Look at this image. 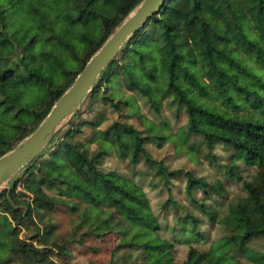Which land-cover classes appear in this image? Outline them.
<instances>
[{
    "label": "trees",
    "instance_id": "1",
    "mask_svg": "<svg viewBox=\"0 0 264 264\" xmlns=\"http://www.w3.org/2000/svg\"><path fill=\"white\" fill-rule=\"evenodd\" d=\"M140 1L0 0V155L15 146L3 127L20 140L33 131ZM249 56L256 57L255 65ZM119 86L141 93L152 111L158 112L164 101L182 108L187 116L182 139L200 136L209 156L215 145L232 152L224 174L242 182L247 195L226 204L221 219L226 232L207 248L200 247L208 236L199 230L197 214L168 195L161 208L171 207L173 223L163 226L137 183L101 168L107 150H112L131 166L143 159L168 192L170 180L182 175L187 190L202 192L203 199L192 198V204L210 222L214 196L222 198L215 183L151 157L145 145L164 144L172 136L167 123L155 126L144 119L133 99L116 92ZM86 101L107 104L119 116L135 115L146 124V133L119 120L95 130L87 143L75 138L82 133L78 129L58 132L50 141L57 139L55 146L38 154L0 192V212L17 224L8 225L6 217L0 222V264H38L46 257L43 247L19 238L18 227L26 218L35 226L32 238L40 245L49 239L56 243L55 225L47 220L64 200L77 204L67 209L76 216L75 230L83 231L78 244L103 234L114 236L112 255L123 253L111 263L241 264L230 254L238 252L253 264H264V253L248 246L264 240V0H166L123 45ZM92 143L105 150L92 154ZM18 182L21 191L16 190ZM26 192L32 194L31 202L21 199ZM165 229L169 236L162 234ZM176 245L188 247L181 262L175 260Z\"/></svg>",
    "mask_w": 264,
    "mask_h": 264
},
{
    "label": "rangeland",
    "instance_id": "2",
    "mask_svg": "<svg viewBox=\"0 0 264 264\" xmlns=\"http://www.w3.org/2000/svg\"><path fill=\"white\" fill-rule=\"evenodd\" d=\"M250 41L259 46L254 36L250 37ZM255 59L256 57L249 56L248 61L250 65H255ZM219 68L224 69L222 65H219ZM214 74L215 72H213V76H211L213 80L216 81V75ZM116 92H118V94L124 92L125 97L127 96L133 99L144 119L154 123L155 126L163 125L164 122L167 123L168 134L172 136L167 138L164 144L160 146L153 143H146L145 145L151 157L164 162L170 169H184L195 177H202L209 183H215L216 189L222 193V198L214 196L217 200V204L210 208V211L214 215L213 221L210 222L207 216L204 213L198 212L192 204V198L195 200L203 199L202 192L197 188L193 191L191 189L187 190L186 178L182 175L170 180V192H168L165 188H161L162 181L153 176L152 170L149 167H145L143 159L142 161L140 160L139 164L136 166H131L127 161L119 160L112 150H107L104 156V164L101 168L103 170L116 171L125 178L137 183L148 195L151 208L158 214L163 226L172 225L173 223L171 207L166 205L161 208L162 202L165 201L168 195H171L174 199L182 203L184 207L197 214L201 220L199 230L204 231L208 236V241L201 243L200 247L207 248L212 241H215L226 232L221 221L226 213V204L232 203L247 195L242 182L236 181L235 178H231L224 174L223 167L229 162L232 152L226 150L221 145H215L213 149L210 150V157L208 153L209 150L202 143V138L200 136L190 135L186 140H183L180 133L182 129H185L187 116L182 108L177 110L175 107L168 106L167 102L164 101L160 105L159 111L155 112L150 109L147 98L142 96L141 93L126 91L123 86H119ZM228 93L230 96L234 95L230 89ZM76 114H78V116L75 122L72 123V118ZM75 115L59 131L57 134L58 136L61 135L67 127L71 130L78 129L82 131V133L76 134L75 138L81 142L87 143L89 137L95 130L106 128L114 120L132 124L136 129L141 131L142 135L146 133V124L139 122L135 115L123 116L122 114V116H119L109 105L101 102L89 104L85 99ZM2 133L7 136H12L11 143L15 145L17 141L20 140L19 134L11 132L8 127L4 126ZM174 137L176 140L175 142ZM56 140L54 139L49 146L44 149V152L54 147L57 143ZM191 146L193 148H191ZM89 147L92 154L100 150H105L103 145L98 143L89 144ZM239 168L242 169V167ZM19 175L20 172L15 174L5 186L10 187L12 181L17 179ZM17 186V191L23 190L20 182H18ZM25 194L26 196L21 199L31 202L32 194L29 192ZM207 202L209 203L210 201L207 200ZM68 205L74 206L77 204L71 200H64L62 204L55 207V212H53L47 220L55 225L54 233L56 235V243H52L51 239H49L46 245H40L38 240L32 238L35 233V226L26 218H24V222L21 223V226H17L19 229V238L33 243L36 247H43L44 250H46V257H43L38 264H123L122 259L116 263L110 262L111 258L114 259L123 253V251H117V256L112 255L115 240L111 233L103 234L101 237H94L92 240L86 239V243L78 244L77 241L83 236V231L80 229L75 230L76 216L68 211ZM3 217H6L7 220L10 221L8 225L16 224V220H13L11 215L0 212V222L4 219ZM35 222L36 225L42 229V223H40L38 219H36ZM162 234L164 236H169L170 232L165 229ZM248 246L255 252L264 253V240L262 238L251 241ZM61 248L66 250V252H63ZM187 250V245H176L175 260L178 262L184 260ZM230 254L241 264L254 263L246 254H240L238 252H230Z\"/></svg>",
    "mask_w": 264,
    "mask_h": 264
},
{
    "label": "water",
    "instance_id": "3",
    "mask_svg": "<svg viewBox=\"0 0 264 264\" xmlns=\"http://www.w3.org/2000/svg\"><path fill=\"white\" fill-rule=\"evenodd\" d=\"M166 0H141L89 57L72 83L53 102L39 124L15 146L0 155V192L5 184L23 170L50 143L53 137L80 109L106 67L116 58L123 45L156 14Z\"/></svg>",
    "mask_w": 264,
    "mask_h": 264
},
{
    "label": "built area",
    "instance_id": "4",
    "mask_svg": "<svg viewBox=\"0 0 264 264\" xmlns=\"http://www.w3.org/2000/svg\"><path fill=\"white\" fill-rule=\"evenodd\" d=\"M17 188H18V186H17Z\"/></svg>",
    "mask_w": 264,
    "mask_h": 264
}]
</instances>
